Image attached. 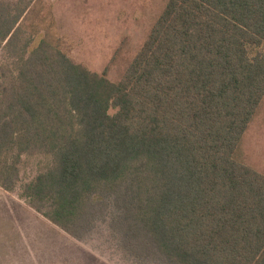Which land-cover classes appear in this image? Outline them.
<instances>
[{"label": "trees", "instance_id": "trees-1", "mask_svg": "<svg viewBox=\"0 0 264 264\" xmlns=\"http://www.w3.org/2000/svg\"><path fill=\"white\" fill-rule=\"evenodd\" d=\"M33 1H0V188L38 155L19 196L71 236L91 194L126 185L171 261L264 264V174L240 148L264 97V0H166L116 83L68 57L51 11L26 23Z\"/></svg>", "mask_w": 264, "mask_h": 264}, {"label": "rangeland", "instance_id": "rangeland-1", "mask_svg": "<svg viewBox=\"0 0 264 264\" xmlns=\"http://www.w3.org/2000/svg\"><path fill=\"white\" fill-rule=\"evenodd\" d=\"M3 1L15 4L18 0ZM165 2L34 0L24 21L28 23L36 14L51 11L56 33L50 32L59 36L68 57L91 72H105L107 78L116 83L144 43ZM47 31L41 29L34 44L50 34ZM3 58L0 45V60ZM109 112L113 114L115 109ZM240 148L243 163L264 174V97L242 137ZM40 158L32 155L24 159L19 166L20 181L13 191L8 192L21 193L20 185L39 171ZM2 222L0 220V234L4 232ZM73 230L74 236L68 234L74 239L72 258L69 250L66 261L59 253L56 264H177L157 249L146 230L136 221L132 194L126 185L114 191L91 194L86 200L83 217ZM4 256L0 247V264L4 263Z\"/></svg>", "mask_w": 264, "mask_h": 264}, {"label": "crops", "instance_id": "crops-1", "mask_svg": "<svg viewBox=\"0 0 264 264\" xmlns=\"http://www.w3.org/2000/svg\"><path fill=\"white\" fill-rule=\"evenodd\" d=\"M0 220L4 230L0 234V247L5 255L1 264H56L59 253L67 260L68 250L72 258L74 239L38 214L19 195L2 188Z\"/></svg>", "mask_w": 264, "mask_h": 264}]
</instances>
